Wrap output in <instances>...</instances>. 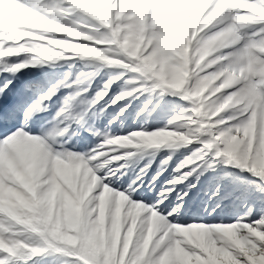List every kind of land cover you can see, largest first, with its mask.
Returning <instances> with one entry per match:
<instances>
[{
    "label": "clouds",
    "instance_id": "clouds-1",
    "mask_svg": "<svg viewBox=\"0 0 264 264\" xmlns=\"http://www.w3.org/2000/svg\"><path fill=\"white\" fill-rule=\"evenodd\" d=\"M20 55L5 70L78 65L72 83L80 92L104 77L93 103L118 83L111 103L144 97L135 116L148 115L128 131L97 130L98 142L82 151L67 146L71 125L63 120L0 140V264L45 256L103 264L92 246L111 248L118 238L131 249L125 264H157L139 259L149 242L183 246L199 264L205 252L185 235L191 229L203 231L220 264H264V216L250 224H180L169 218L183 203L161 208L197 169L236 170L264 184V0H5L0 63ZM161 101L167 110L149 128ZM138 192L155 199H136Z\"/></svg>",
    "mask_w": 264,
    "mask_h": 264
},
{
    "label": "snow or ice",
    "instance_id": "snow-or-ice-1",
    "mask_svg": "<svg viewBox=\"0 0 264 264\" xmlns=\"http://www.w3.org/2000/svg\"><path fill=\"white\" fill-rule=\"evenodd\" d=\"M17 2L23 4L25 0H17ZM8 58L5 57L4 62L0 63V67L4 68V71H0V140L16 129L38 133L51 128L57 120H63L64 124L71 125L68 134L64 137L65 140H71L67 146L76 147V141L83 136L91 138V142L86 145V148H91L100 139L98 135H95L98 129L103 132L110 127L113 131H116L120 121L128 117L129 111H132L133 108L138 111L139 107H143L139 100L136 104L130 103L128 100L117 101L112 104L111 100L119 90L118 83L111 85L108 95L103 100L93 103L94 94L101 87V81L104 77H98L92 83V91L80 92L76 87H73L72 83L78 65L73 67L70 72L63 70L65 64L54 67H41L42 75L28 81L23 86V90L20 91L17 89V85L13 84V80L17 79L16 73L18 71H13L11 68L5 70V64H17L20 60L9 61ZM126 104H129V107L122 115L117 117V113ZM113 105L115 107H112ZM58 113L59 115H57ZM147 115L148 110L139 119L144 121ZM101 116L103 117V127L99 123ZM113 117H117L116 123L109 125V121ZM37 124H39L38 128L35 127ZM63 126L62 124L61 127ZM74 132H78L79 135L73 136ZM183 171H189V169H183ZM201 171L202 169H197L184 183L173 186L174 191L169 199L161 205V208L168 211L176 203H183L184 207L178 215L170 217V220L178 223V221L187 218L190 209L195 211L197 204L201 207L207 204L208 210L204 211L200 217V219H203L208 216V211L221 208L222 204L229 199L239 201V204L243 207L242 212L233 213L234 220L240 218L247 221L244 223L250 224L252 221L259 220L261 216H264V184H260L250 177H240L237 173L232 174L228 179H224L221 176V173L225 171L224 169H220L219 172L210 169L205 172L208 173L207 176L201 175ZM151 174L149 173L148 178ZM169 178V174H163L155 182L156 190L158 191L160 186L163 185V181ZM205 181H210V183L206 185ZM185 197L187 198L185 199ZM134 198H145L146 202L151 203L155 199V194L153 193L151 198H146L141 197L138 192ZM219 215L220 213H217V216L211 217V219L215 220ZM221 223L224 222L214 224ZM171 249V245L160 246L155 251L152 259L157 260L168 254ZM186 254L193 255L187 249ZM0 255L3 254L0 253ZM45 258L38 257L31 260L30 264H41ZM73 261L74 264H81V261L75 257Z\"/></svg>",
    "mask_w": 264,
    "mask_h": 264
},
{
    "label": "rangeland",
    "instance_id": "rangeland-1",
    "mask_svg": "<svg viewBox=\"0 0 264 264\" xmlns=\"http://www.w3.org/2000/svg\"><path fill=\"white\" fill-rule=\"evenodd\" d=\"M4 2L5 0H0V4H3ZM8 2L18 3L17 0H8ZM23 58H24L23 55L10 56L8 60L18 61V60H22ZM65 65L66 66L63 70L66 72H70L71 69L75 67V66H72V68L70 69L68 64H65ZM46 66L47 65H38L36 67H28V68L18 71L16 73L17 79L13 80V84L17 85V89L23 90V86L28 81L33 80V79H30L31 77L35 75H38L39 77L40 75H42L40 69L41 67H46ZM0 71H4V68L0 67ZM73 87H76L75 84H73ZM92 90H93V85L89 88V91H92ZM143 100H144V97H141L139 100L140 103ZM136 103L137 101H133V104H136ZM161 105H163V107H161ZM167 105H168V101H161L157 105L156 111L154 113H151L148 116V127L149 128L158 127L160 125V122L167 110ZM112 107H115V105H113ZM136 111H137L136 108H133L132 111H129L128 117L123 120L124 127L119 128L118 127L119 124H118L116 131L123 132V131H128V130L139 127L140 124H142L144 121H141L139 117L135 116ZM134 119L136 121L135 124L133 123ZM99 123H100V126L103 127V117L102 116H101V120ZM35 127L38 128L39 124H37ZM90 142H91L90 137L82 136L80 140L76 141L75 150L77 151L85 150L86 145L89 144ZM187 151L188 150H182L181 153H178L177 156L173 158V160L170 162L169 167L167 171L164 173V175H168L172 172V168L175 167V164L180 159L183 158V155L187 154ZM163 155H166V153H161L160 156L157 157L156 163L153 164V171L155 170L156 164L159 162V159ZM219 170L220 168L217 167L216 171L219 172ZM234 173H236V170H225L223 173H221V176L224 179H228ZM204 175L207 176L208 173H205ZM239 176L246 177V178L249 177L247 173H241L239 174ZM208 183H210V181H205L206 185ZM186 198L187 197H185V199ZM253 199H255V197H253ZM69 204L71 206L70 202ZM242 211H243V207L242 205L239 204V201H234V199H229L222 204L221 208H217L216 211L212 212L211 215L205 216L203 219H200L204 211H203V207L197 204L196 210L193 211L190 209L189 212L187 213V218L184 220L178 221V223L180 224H188L191 222H197V223L203 222L205 224H214V223H219V222L231 223L234 221L233 213L242 212ZM217 213H220L217 219L215 220L211 219V217L217 216ZM242 222H247V221L242 220ZM185 235H191L192 237H195L197 241H200V243L197 246L201 247L204 250L205 255L199 258V264H220V259L217 258L218 254L215 251L209 250L207 246L203 244V240H202L203 235H204L203 231L197 232L196 229H191V230H188V232L185 233ZM195 242L196 241H193V243ZM91 250L95 258H100V257L103 258V264H113V262L114 264H125V261L129 259V252L131 251L130 246L125 247L122 240H120L119 238L117 239L116 243L111 248L106 247V246L93 245ZM156 250L157 248L152 246L151 242H149L148 246H146L143 249V252L140 255L139 259L147 260L148 257H152L154 255ZM45 257L46 258L42 260L41 264H60V261L54 257H48V256H45ZM37 258L38 257H33L31 260L37 259ZM220 258L223 259L222 254ZM193 259H194L193 256H189L186 254V249L183 248V246H174L172 247L171 251L168 254L158 258L156 261H157V264H192ZM31 260H28V261L17 260L15 264H30ZM85 264H87V262H85Z\"/></svg>",
    "mask_w": 264,
    "mask_h": 264
},
{
    "label": "bare ground",
    "instance_id": "bare-ground-1",
    "mask_svg": "<svg viewBox=\"0 0 264 264\" xmlns=\"http://www.w3.org/2000/svg\"><path fill=\"white\" fill-rule=\"evenodd\" d=\"M36 78H38V75H35V76H33V77H31L30 79H36ZM19 90V89H18ZM21 90V89H20ZM22 91V90H21Z\"/></svg>",
    "mask_w": 264,
    "mask_h": 264
}]
</instances>
